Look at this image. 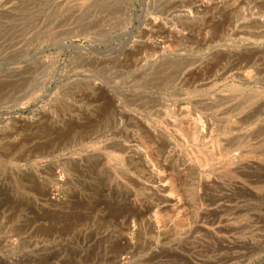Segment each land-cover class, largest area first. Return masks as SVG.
<instances>
[{
    "label": "rangeland",
    "instance_id": "374dc122",
    "mask_svg": "<svg viewBox=\"0 0 264 264\" xmlns=\"http://www.w3.org/2000/svg\"><path fill=\"white\" fill-rule=\"evenodd\" d=\"M0 112V264H264V0H0Z\"/></svg>",
    "mask_w": 264,
    "mask_h": 264
},
{
    "label": "water",
    "instance_id": "95a60500",
    "mask_svg": "<svg viewBox=\"0 0 264 264\" xmlns=\"http://www.w3.org/2000/svg\"><path fill=\"white\" fill-rule=\"evenodd\" d=\"M137 29H138L137 26H134L132 32H134ZM42 100L43 99H41L40 101H38L32 109H29V111H32L33 109H35ZM12 114H14V112H0V115H12Z\"/></svg>",
    "mask_w": 264,
    "mask_h": 264
}]
</instances>
